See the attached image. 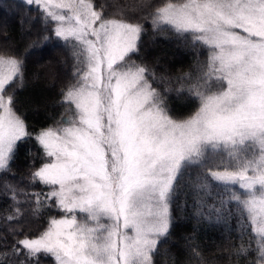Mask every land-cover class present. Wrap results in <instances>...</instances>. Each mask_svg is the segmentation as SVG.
Wrapping results in <instances>:
<instances>
[{"label": "snow or ice", "instance_id": "1", "mask_svg": "<svg viewBox=\"0 0 264 264\" xmlns=\"http://www.w3.org/2000/svg\"><path fill=\"white\" fill-rule=\"evenodd\" d=\"M23 2L71 47L75 64L62 90L65 114L32 132L15 108L24 62L0 52V172L34 138L44 162L31 181L47 191L31 194L33 214L41 205L60 214L34 236L10 229L23 236L10 249L24 257L18 264L41 256L54 264H155L186 177L197 215L236 217L241 239H250L235 254L254 253L253 264H264V0H162L139 19L129 16L135 7L108 13L95 0ZM145 19L207 51L197 76L180 78L177 92L197 105L184 118L169 113L155 74L132 60ZM213 189L217 202L208 205ZM21 215L17 207L6 219ZM8 257L0 252V264Z\"/></svg>", "mask_w": 264, "mask_h": 264}, {"label": "trees", "instance_id": "2", "mask_svg": "<svg viewBox=\"0 0 264 264\" xmlns=\"http://www.w3.org/2000/svg\"><path fill=\"white\" fill-rule=\"evenodd\" d=\"M105 5L108 13L117 8L135 7L129 16L139 19L153 10L162 0H95ZM9 11L13 23L0 24V52L15 55L24 62L25 79L23 87L14 90L15 108L26 120L29 130L37 132L41 128L54 125L65 114L61 104L62 90L72 82L75 61L72 49L52 33V25L41 19L38 11L30 10L23 0H0V16ZM22 15L29 18V32L24 31ZM145 31L139 44V52L132 56L137 64L146 66L155 74L154 87L164 97L169 113L174 118H184L195 110L189 94L177 92L186 74L197 76L200 67L207 60L206 49L193 47L190 41L178 36L171 30L157 31L151 26L150 19L141 21ZM42 36H48L47 41ZM39 45V49H35ZM53 52V57L43 58V54ZM39 54L38 57L35 54ZM44 162L43 152L35 139L21 143L11 162L10 171L0 172V252L9 251L6 264H18L24 257L12 256L14 237L10 229L22 230L34 236L47 225L49 217H59L52 207L41 205L34 215L36 203L32 193L46 192L42 185L31 181L32 172ZM186 177L181 182L171 207L172 224L166 238L158 244L155 264H253L254 253L247 257L237 256L235 249L241 243L247 245L250 235L241 239L238 220L231 216L211 220L197 215L196 193L186 185ZM11 186V187H9ZM15 189V192L12 191ZM216 189L205 199L208 205L216 204ZM15 195V199L13 196ZM22 215L18 221H9L16 208ZM207 213L208 209L205 208ZM227 235V236H226ZM254 247V245H253ZM199 253V256L194 255ZM39 264H54L51 257L41 256Z\"/></svg>", "mask_w": 264, "mask_h": 264}, {"label": "rangeland", "instance_id": "3", "mask_svg": "<svg viewBox=\"0 0 264 264\" xmlns=\"http://www.w3.org/2000/svg\"><path fill=\"white\" fill-rule=\"evenodd\" d=\"M14 19L11 15V13L9 11H6L4 12V15L2 14L0 16V24L2 25V23L6 24V25H9L11 23H13ZM29 18L26 16V15H22V21L20 22L22 24V27L24 28V31H27L29 32V25H30V22H29ZM40 46L39 45H35V49H39ZM53 52H49V53H46V54H43V58H51L53 57ZM38 53L35 54L36 57H38ZM227 236V235H226Z\"/></svg>", "mask_w": 264, "mask_h": 264}]
</instances>
